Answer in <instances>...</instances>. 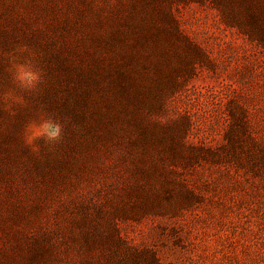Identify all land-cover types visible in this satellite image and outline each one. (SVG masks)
<instances>
[{
  "label": "rangeland",
  "instance_id": "1",
  "mask_svg": "<svg viewBox=\"0 0 264 264\" xmlns=\"http://www.w3.org/2000/svg\"><path fill=\"white\" fill-rule=\"evenodd\" d=\"M17 44L46 82L0 111V264H264V0H0V51ZM127 51L152 93L123 106ZM58 52L109 68L88 114L57 104L76 101ZM162 97L168 127L145 118ZM41 107L69 120L33 153L19 134Z\"/></svg>",
  "mask_w": 264,
  "mask_h": 264
},
{
  "label": "clouds",
  "instance_id": "2",
  "mask_svg": "<svg viewBox=\"0 0 264 264\" xmlns=\"http://www.w3.org/2000/svg\"><path fill=\"white\" fill-rule=\"evenodd\" d=\"M0 58L6 62L9 87L0 92V111L7 113L12 120L18 110L28 107V100L41 92L46 82V72L37 58V53L27 44H17L11 49L0 51ZM146 120L160 127L170 126L178 117L168 107L167 97L161 99V110H146ZM69 118L54 116L43 107L28 119L20 132L24 145L33 153H39L42 141L50 148L64 140V132Z\"/></svg>",
  "mask_w": 264,
  "mask_h": 264
},
{
  "label": "trees",
  "instance_id": "3",
  "mask_svg": "<svg viewBox=\"0 0 264 264\" xmlns=\"http://www.w3.org/2000/svg\"><path fill=\"white\" fill-rule=\"evenodd\" d=\"M56 57V67L61 72L56 75L57 85L58 87H64L66 83L71 82L69 88L74 91L77 101L70 102V104L69 101L65 104L57 103L61 107L62 113L64 112L68 116H76L79 111L83 110L82 112L88 114V106L92 103L91 90L100 87L102 77L109 72V68L106 70L90 54H88L89 61L86 62H83L77 54L72 56L70 53L67 57L58 52ZM144 64V59L132 51L122 52L118 57L112 59V81L120 85L119 95L123 94L125 96L122 101L123 106H126L130 101H136L144 91L147 94L152 93V90L148 89L152 87L146 84L147 78L140 73V67ZM153 67L160 77L166 78L164 66L153 63ZM113 113H118L115 111V106H112ZM82 118L84 117L81 114L79 118L77 117L78 120ZM79 131V128L74 129L76 135H80Z\"/></svg>",
  "mask_w": 264,
  "mask_h": 264
}]
</instances>
